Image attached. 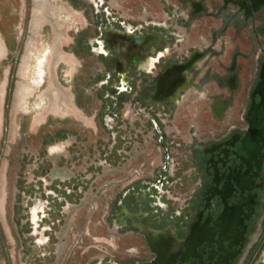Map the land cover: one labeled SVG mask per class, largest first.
<instances>
[{"label": "flooded vegetation", "instance_id": "obj_1", "mask_svg": "<svg viewBox=\"0 0 264 264\" xmlns=\"http://www.w3.org/2000/svg\"><path fill=\"white\" fill-rule=\"evenodd\" d=\"M86 1L101 138L57 131L27 164L23 264H58L63 214L100 175L103 224L126 248L89 264L251 263L264 244V0Z\"/></svg>", "mask_w": 264, "mask_h": 264}, {"label": "rangeland", "instance_id": "obj_2", "mask_svg": "<svg viewBox=\"0 0 264 264\" xmlns=\"http://www.w3.org/2000/svg\"><path fill=\"white\" fill-rule=\"evenodd\" d=\"M91 12L86 0H0V264H23L18 207L27 164L31 168L43 157V144L57 131L78 132V142L89 147L101 138L98 102L86 94L96 65L80 48ZM103 179H94L75 208L63 214L60 241L65 236L70 244L58 264L124 254L126 241L103 224L107 198L98 190ZM263 252L264 244L249 264Z\"/></svg>", "mask_w": 264, "mask_h": 264}, {"label": "crops", "instance_id": "obj_3", "mask_svg": "<svg viewBox=\"0 0 264 264\" xmlns=\"http://www.w3.org/2000/svg\"><path fill=\"white\" fill-rule=\"evenodd\" d=\"M260 261H263L262 264H264V252L262 253L260 260L256 261L255 264H259Z\"/></svg>", "mask_w": 264, "mask_h": 264}, {"label": "water", "instance_id": "obj_4", "mask_svg": "<svg viewBox=\"0 0 264 264\" xmlns=\"http://www.w3.org/2000/svg\"><path fill=\"white\" fill-rule=\"evenodd\" d=\"M263 261H260L259 264H262Z\"/></svg>", "mask_w": 264, "mask_h": 264}]
</instances>
